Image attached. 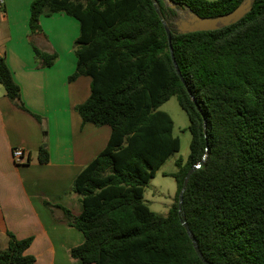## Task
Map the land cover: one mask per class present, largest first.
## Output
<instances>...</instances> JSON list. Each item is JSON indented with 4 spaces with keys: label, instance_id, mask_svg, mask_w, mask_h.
<instances>
[{
    "label": "trees",
    "instance_id": "1",
    "mask_svg": "<svg viewBox=\"0 0 264 264\" xmlns=\"http://www.w3.org/2000/svg\"><path fill=\"white\" fill-rule=\"evenodd\" d=\"M171 1L175 8L157 0L183 81L151 0L31 1V37L42 30L41 15L64 12L78 20L76 64L68 81L90 77V94L75 110L83 123L110 127L105 147L73 179L80 213L43 203L63 209L66 223L83 233V242L70 253L85 264H204L182 217L206 261L264 264V0H254L233 24L188 33L176 29L177 8L214 17L241 0ZM33 51L43 67L57 58L35 44ZM0 84L14 105L27 110L1 55ZM171 96L188 117L191 139L186 160L176 159L170 173L177 188L161 215L144 202L143 190L179 149L172 119L159 109ZM204 155L190 174L179 210L184 176ZM35 159L48 161L45 146ZM31 241L9 233L0 264H34L25 254Z\"/></svg>",
    "mask_w": 264,
    "mask_h": 264
},
{
    "label": "crops",
    "instance_id": "2",
    "mask_svg": "<svg viewBox=\"0 0 264 264\" xmlns=\"http://www.w3.org/2000/svg\"><path fill=\"white\" fill-rule=\"evenodd\" d=\"M31 1L0 0V55L27 109L14 105L0 84V249L7 247L11 233L17 239L32 238L25 254L34 257V264H85L70 253L84 235L66 223L59 207L80 213L73 179L105 147L110 127L83 123L75 110L90 94V77L68 81L76 64L78 20L64 12L41 15L42 30L31 37ZM34 38L44 41L42 48ZM33 44L56 52L55 62L40 66ZM44 142L48 161L38 163L37 151ZM15 147L24 149L23 163L14 161ZM44 199L59 207L48 208Z\"/></svg>",
    "mask_w": 264,
    "mask_h": 264
},
{
    "label": "rangeland",
    "instance_id": "3",
    "mask_svg": "<svg viewBox=\"0 0 264 264\" xmlns=\"http://www.w3.org/2000/svg\"><path fill=\"white\" fill-rule=\"evenodd\" d=\"M33 40L39 48L43 47L44 41H40L38 38ZM41 42L43 45H41ZM159 109L170 115L173 122L172 134L179 139V149L172 153L155 172L154 176L150 178L144 187L143 199L152 211L166 215L177 188L176 181L170 173L177 168L175 165L176 159L186 160L189 154L191 134L188 130V117L180 108L175 96H171ZM45 144L46 142L43 143V146Z\"/></svg>",
    "mask_w": 264,
    "mask_h": 264
},
{
    "label": "water",
    "instance_id": "4",
    "mask_svg": "<svg viewBox=\"0 0 264 264\" xmlns=\"http://www.w3.org/2000/svg\"><path fill=\"white\" fill-rule=\"evenodd\" d=\"M164 4L171 7L175 8L174 3L171 0H163ZM153 7L155 9V12L157 13L161 23L163 24L166 34H167V39L170 47V28L168 26L167 21L164 19L159 3L157 0H151ZM254 0H241V2L231 11L217 15L214 17H209V16H199L196 13L192 12L189 8L185 9H180L177 8L176 11L178 13V18L174 22L176 25V29L179 33H188V32H195V31H206V30H215L224 26H228L230 24L235 23L239 19H241L245 14H247L253 4ZM170 56L173 62V65L175 67L176 73L182 79V76L180 74L179 68L177 66V63L175 61L174 55L172 53L171 47H170ZM183 81V79H182ZM192 100L195 102L194 98L192 97ZM204 132H205V124H204ZM205 160V155L195 164H193L187 171L186 175L184 176L183 183L178 195V209H181V203L183 199V192L186 186V183L190 177V174L199 166L203 164ZM181 224L183 225L189 239L191 240L192 246L197 254V256L200 258V260L204 264H212L208 261L205 260L203 254L201 253L198 243L196 241V238L192 234L189 225L186 222V219L184 217L181 218Z\"/></svg>",
    "mask_w": 264,
    "mask_h": 264
},
{
    "label": "built area",
    "instance_id": "5",
    "mask_svg": "<svg viewBox=\"0 0 264 264\" xmlns=\"http://www.w3.org/2000/svg\"><path fill=\"white\" fill-rule=\"evenodd\" d=\"M24 149L20 147H15L12 150V157L16 163H23L24 162Z\"/></svg>",
    "mask_w": 264,
    "mask_h": 264
}]
</instances>
